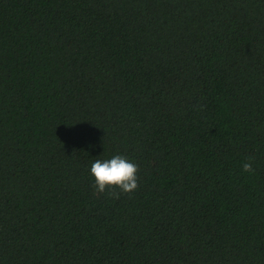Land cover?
Returning <instances> with one entry per match:
<instances>
[{
    "label": "trees",
    "instance_id": "trees-1",
    "mask_svg": "<svg viewBox=\"0 0 264 264\" xmlns=\"http://www.w3.org/2000/svg\"><path fill=\"white\" fill-rule=\"evenodd\" d=\"M0 264H264V0H0Z\"/></svg>",
    "mask_w": 264,
    "mask_h": 264
},
{
    "label": "clouds",
    "instance_id": "clouds-1",
    "mask_svg": "<svg viewBox=\"0 0 264 264\" xmlns=\"http://www.w3.org/2000/svg\"><path fill=\"white\" fill-rule=\"evenodd\" d=\"M245 172L254 171L252 164L242 165ZM137 165L123 155H114L109 159H97L91 163L89 172L94 178V187L98 192H104L106 187L115 186L122 192H130L137 187Z\"/></svg>",
    "mask_w": 264,
    "mask_h": 264
}]
</instances>
